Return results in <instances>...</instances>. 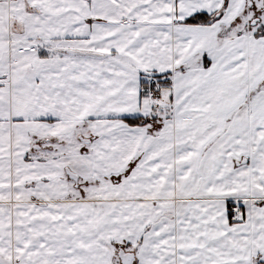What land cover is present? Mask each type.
I'll list each match as a JSON object with an SVG mask.
<instances>
[{
  "label": "snow or ice",
  "instance_id": "obj_1",
  "mask_svg": "<svg viewBox=\"0 0 264 264\" xmlns=\"http://www.w3.org/2000/svg\"><path fill=\"white\" fill-rule=\"evenodd\" d=\"M0 264H264V0H0Z\"/></svg>",
  "mask_w": 264,
  "mask_h": 264
}]
</instances>
